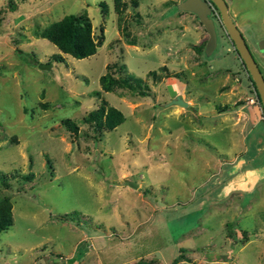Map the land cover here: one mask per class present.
I'll use <instances>...</instances> for the list:
<instances>
[{"label":"rangeland","instance_id":"1","mask_svg":"<svg viewBox=\"0 0 264 264\" xmlns=\"http://www.w3.org/2000/svg\"><path fill=\"white\" fill-rule=\"evenodd\" d=\"M179 1L0 0V264H264L261 108L217 9L206 54ZM225 2L264 78V0ZM83 11L93 54L38 35ZM101 100L124 116L109 130L85 119Z\"/></svg>","mask_w":264,"mask_h":264},{"label":"trees","instance_id":"2","mask_svg":"<svg viewBox=\"0 0 264 264\" xmlns=\"http://www.w3.org/2000/svg\"><path fill=\"white\" fill-rule=\"evenodd\" d=\"M127 1H129L132 7L136 6V0ZM112 2L114 9L118 11L125 0H112ZM100 11L102 14L105 13L104 5L100 7ZM38 35L52 42L61 52L77 58L93 54L97 45L100 44L103 39L102 32L97 38L93 36L91 22L85 11L78 14L67 13L61 18L49 22L39 30ZM52 58L57 61L62 60V56L58 52L53 54ZM99 81L101 82L103 89L108 90L115 80L110 75L102 74L99 76ZM251 84L264 118V112L252 81ZM85 119L93 122L96 128L102 127L109 130L119 124L124 119V116L119 109L112 105H106L105 101L101 100V103L96 108L87 113ZM62 123L70 132H76L77 126L71 119L63 118ZM45 163L48 167H51V161L47 156L45 157ZM31 177L32 172L21 174V178L24 180L30 179ZM0 183H7L6 175L2 172H0ZM11 221V203L7 197H2L0 199V230L6 228Z\"/></svg>","mask_w":264,"mask_h":264},{"label":"water","instance_id":"3","mask_svg":"<svg viewBox=\"0 0 264 264\" xmlns=\"http://www.w3.org/2000/svg\"><path fill=\"white\" fill-rule=\"evenodd\" d=\"M213 7L217 9L221 23L233 45V48L254 84L255 91L258 95L262 110L264 112L263 75L256 61L254 60L241 32L229 15L225 0H181L177 3L178 9L187 10L194 13L206 31L207 38L204 43V52L206 54H209L214 49L216 44L215 25L212 17L210 16ZM37 66L39 68H48L50 63L39 62ZM168 103H177L182 106L186 105V101H184L180 96L171 98ZM127 184L131 187H136V183L133 181H128Z\"/></svg>","mask_w":264,"mask_h":264}]
</instances>
